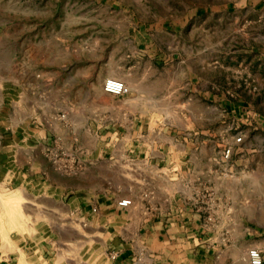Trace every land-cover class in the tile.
I'll list each match as a JSON object with an SVG mask.
<instances>
[{
    "label": "rangeland",
    "instance_id": "obj_1",
    "mask_svg": "<svg viewBox=\"0 0 264 264\" xmlns=\"http://www.w3.org/2000/svg\"><path fill=\"white\" fill-rule=\"evenodd\" d=\"M212 1L0 0V140L3 146L20 147L23 158L33 147L47 167L76 175L77 182L86 178L87 171L99 182L104 164L111 181H125L130 193L139 185L131 180L130 171L140 160L132 153L123 155L118 146L138 143L140 135L151 138L155 99H181L190 91L170 89L169 83L186 77L173 81L167 71L194 69L196 48L216 46L220 56L210 54L209 59L220 62V76L210 89L218 104L212 102L210 89L202 98L209 110L218 105V117L207 128L214 129L215 136L210 138L218 135L219 145L208 140L202 158L195 146L191 157L189 151L187 188L194 192L197 205L211 204L206 219L221 232V238L228 241V234L233 233L239 244L251 236L252 245L264 251V243L256 242L264 238V65L257 59L246 65L243 59L250 58L243 45L251 31L256 32L250 31L249 24L209 17L208 32L202 26L195 28L196 6ZM203 12L204 8L198 12L202 18ZM197 33L201 35L198 40ZM230 48L237 49L235 71L224 68L231 62ZM108 77L122 79L129 91H105ZM178 106L185 109L187 103L182 100ZM174 108L163 105L161 116L165 123L172 119L175 126H181L183 116L172 114ZM144 109L147 115L140 116ZM238 134L243 138L236 142ZM228 147L231 150L226 155ZM123 170L127 173L121 176L118 171ZM14 192L8 190V196ZM8 196L0 199V224H21H7L19 231H0V239L19 256L18 264H28L27 257L37 256H43L45 264H73L81 251L73 247L69 232H54L53 238L49 230L37 236L30 226L35 217L25 213L32 203L21 197L22 204L14 206ZM83 220L72 223L81 230L80 242L90 240L91 250L98 251V232L89 234ZM247 228L250 233L245 232ZM68 239H72L71 247ZM91 261L97 263L96 258Z\"/></svg>",
    "mask_w": 264,
    "mask_h": 264
},
{
    "label": "crops",
    "instance_id": "obj_2",
    "mask_svg": "<svg viewBox=\"0 0 264 264\" xmlns=\"http://www.w3.org/2000/svg\"><path fill=\"white\" fill-rule=\"evenodd\" d=\"M203 8L204 18L198 14ZM195 16L199 18L195 28L198 30L202 26L206 32L209 31L206 28V19L209 17H216L229 24H249L250 31L256 29V32L251 31V36L246 39L248 43L243 45L244 54L250 57L249 60L243 59L246 65L255 59L259 65H264V0H213L212 3L196 6ZM198 33L197 40L201 38ZM255 34L259 37H255ZM229 50V63L232 65L227 64L224 68L235 71L233 66L239 62L237 49ZM214 53L220 56L216 46L197 47L193 56L196 63L194 69L178 71L174 68L167 71L173 81L180 76L186 77L184 81L169 84L174 91L189 89L188 96L181 99L170 97L169 100L156 98L153 118L155 127L151 138L145 139L140 135L138 143L118 146L117 151L123 155L132 153L140 160L135 169L130 171L131 180L139 184L136 190L127 193L125 181H119L122 184L111 181L109 169L104 164L98 173L99 182L93 181L91 171L84 173L86 178L77 182L76 175H65L53 166L47 167L32 151L33 147L25 152L27 154L24 153L23 158L20 147L3 146L0 140V199L6 198L8 190L13 189L23 195L25 202L30 201L33 204L30 205L31 210L25 213L35 217L30 226L37 236L50 230L54 238V232L59 234L68 231L73 237V247L78 246L81 251V255L74 258L73 264H94L91 260L95 258L96 264H246L247 250L255 246L252 245V237L239 244L233 233L228 234V241L221 238V232L208 224L206 219L211 204L207 202V206L197 205L194 192L187 188L188 180L185 176L189 151L191 157L198 150L202 158L207 153L208 140L219 145L218 135L211 139L215 136L212 133L214 129L207 128L208 122L218 117V105L213 104L209 110L207 102L202 98L207 89L219 83L220 62L209 59V55ZM208 92L213 96L212 102L218 104L216 94L211 89ZM132 99L137 102L140 100L137 97ZM182 100L187 103L185 109L178 106ZM163 105L177 106L172 114L183 116L181 126H175L172 119L164 122L161 116ZM140 114L147 115V109ZM135 125H132L133 129ZM181 135H184V140L176 138ZM193 146L197 148L195 151ZM118 173L124 176L127 172L123 170ZM147 180L148 184H144L143 181ZM125 197L131 198L132 203L120 206L118 201ZM77 218L84 219L85 225L89 226V234L98 232L99 240L95 245L98 251L91 250L93 246L90 240L80 242L81 230L72 225ZM7 224L17 226L21 222L13 225L5 221L0 224L3 226L0 231H19ZM245 232L250 233V229H245ZM261 239H256V242L264 243V238ZM68 241L71 247L72 239ZM4 244L0 239V252H6L0 256V264H18L19 256ZM26 244L22 243V246ZM93 254L96 255L93 257ZM27 263L45 264V261L43 256L27 257Z\"/></svg>",
    "mask_w": 264,
    "mask_h": 264
},
{
    "label": "built area",
    "instance_id": "obj_3",
    "mask_svg": "<svg viewBox=\"0 0 264 264\" xmlns=\"http://www.w3.org/2000/svg\"><path fill=\"white\" fill-rule=\"evenodd\" d=\"M104 89L107 92L113 93V94H123L127 91H129L128 85L119 78L116 77H108L104 81ZM243 136L242 134L236 135L234 140L236 142L242 140ZM231 150V147H228L226 149V155L229 154ZM132 203V199L125 197L118 201V204L120 206H128ZM246 264H264V254L261 248L257 246H251L247 250V256H246Z\"/></svg>",
    "mask_w": 264,
    "mask_h": 264
},
{
    "label": "bare ground",
    "instance_id": "obj_4",
    "mask_svg": "<svg viewBox=\"0 0 264 264\" xmlns=\"http://www.w3.org/2000/svg\"><path fill=\"white\" fill-rule=\"evenodd\" d=\"M21 197H22L21 194H19L18 191L17 192L15 191L12 195L8 196V199L10 202H12V204L14 203L13 204L14 206H16L17 204H22Z\"/></svg>",
    "mask_w": 264,
    "mask_h": 264
}]
</instances>
